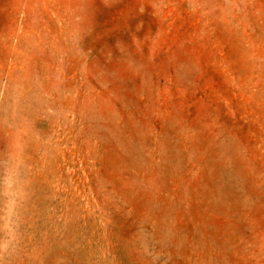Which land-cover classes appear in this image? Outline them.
I'll return each mask as SVG.
<instances>
[{"label":"rangeland","instance_id":"374dc122","mask_svg":"<svg viewBox=\"0 0 264 264\" xmlns=\"http://www.w3.org/2000/svg\"><path fill=\"white\" fill-rule=\"evenodd\" d=\"M0 264H264V0H0Z\"/></svg>","mask_w":264,"mask_h":264}]
</instances>
